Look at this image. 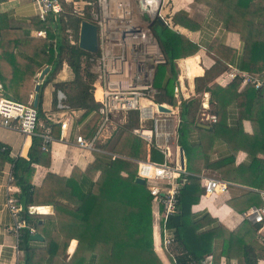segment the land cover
<instances>
[{
  "label": "trees",
  "instance_id": "obj_1",
  "mask_svg": "<svg viewBox=\"0 0 264 264\" xmlns=\"http://www.w3.org/2000/svg\"><path fill=\"white\" fill-rule=\"evenodd\" d=\"M195 1L215 10L226 30L236 34L242 42L243 52L236 68L241 72L264 76V35L259 37L252 33L259 21L264 32V10L258 11L254 0ZM75 2L84 3L85 10L74 12ZM93 2L60 0L62 12L59 15H49L45 22L37 18L35 22L29 19L14 22L6 26L9 34H0L1 58L4 59L13 46L23 51L19 56L12 54L10 76L2 74L0 67V81L6 79L9 82V86H5V96L27 104L30 99L26 88L29 86L31 89L36 75L49 66L46 80L39 90L38 119H45L43 92L51 84L52 110L57 111V92L61 91L73 122L75 119L79 123L85 122L80 134L87 139L94 134L99 118L91 86L95 75L89 71L96 56L68 42L66 28L69 25L65 17L72 23V37L74 34L78 40L80 23H93L90 15ZM180 15L173 16L170 22L158 18L151 26L166 58V63L155 71V104L174 106L173 88L178 76L175 62L195 55L199 49L174 29L176 25L191 27L185 15ZM17 30H22L21 36H16ZM38 31H44L46 36L38 37ZM220 49H226L227 52H223L225 60L233 65L235 51L221 45H211L207 51L218 56L216 53ZM65 68L71 71L72 79L56 81ZM239 84L240 79L236 78L227 87L220 88L206 76L195 78L194 89L198 97L180 103L177 146L184 153L189 175L183 177L185 181L177 197V213L170 216L166 223L167 229L173 231L174 246L164 256L156 253L153 247L152 197L148 185L135 183L139 161L148 156L150 161L162 163L164 155L154 147L153 140L148 144L131 132L138 126L136 111L128 114L126 123L112 133L111 139L98 146L114 154V159L104 153H95L90 163L83 169L74 167L69 177L48 172L40 186L32 184V165L49 168L51 154L40 149L39 139L31 138L25 158L11 159L8 149L0 144V161L12 165V184L19 189L16 197L22 209L21 218L27 227H33L44 239V246L34 249L29 246V229H21L18 247L24 257L19 264H203L207 256H212L213 264H218L221 258L236 259L239 264H257L264 254L263 245H256L258 226L243 221L230 231L207 211L200 214L191 211V207L203 196L204 186L197 176L200 171L196 167L204 162V168L212 170L217 179L252 189L227 201L235 212L242 214L252 206L262 205L259 192L264 191V159L258 155L264 156V87L255 89L246 85L239 89ZM203 93L209 94L208 114L216 117V123L210 124L208 129L197 127L198 123H204L200 120L202 102L199 96ZM232 103L236 105L238 116L234 128L226 123V107ZM243 120L250 121L252 134L243 132ZM46 126L51 127L52 136L57 139L60 125L47 121ZM190 127L199 134L198 143L192 146L187 144ZM217 139L227 145L230 154L208 164L211 146ZM239 151L247 154L249 164H235ZM40 206H52L53 214L28 212L29 207ZM72 240L78 244L75 252L68 257L67 248ZM68 251L72 252L70 245ZM86 252L90 255L84 258Z\"/></svg>",
  "mask_w": 264,
  "mask_h": 264
},
{
  "label": "built area",
  "instance_id": "obj_2",
  "mask_svg": "<svg viewBox=\"0 0 264 264\" xmlns=\"http://www.w3.org/2000/svg\"><path fill=\"white\" fill-rule=\"evenodd\" d=\"M36 10V18L45 22L49 15H59L62 12L60 0H30ZM94 0L91 7L92 24L97 29V54L93 61V74L95 79L92 86V96L98 107V122L96 130L91 138H84L78 134L75 137V145L82 151L92 153H104L114 159L116 156L107 150H101L98 146L100 140L106 143L118 128L111 129L113 117L117 114H125L136 111L138 118L146 117V112L141 102H153L157 91L153 87L155 71L158 66L166 63L151 26L155 19H162L160 14L161 0ZM152 9H155L154 13ZM151 13L153 15H151ZM70 32V31H68ZM38 37L44 38L46 33L38 31ZM71 44H74L71 41ZM222 76L225 82L240 79V87L252 85L255 89L264 87V76L241 72L236 68L225 71ZM173 97L178 99V88L174 86ZM154 103V102H153ZM152 103V104H153ZM154 105V104H153ZM158 104L154 105L157 107ZM56 108L63 112L65 119L59 121L60 134L67 132L72 115L65 104V95L57 92ZM158 112V110H156ZM159 113V112H158ZM165 115V114H163ZM166 116V115H165ZM169 118V117H164ZM170 119V118H169ZM168 119V120H169ZM156 120V119H155ZM207 120L216 123L215 116H208ZM0 126L24 137H37L40 141L42 151H50L55 138L52 136L50 126H44L38 119L36 108L31 102L23 104L5 96L0 85ZM120 127L122 125H119ZM170 128V127H169ZM114 130V131H113ZM113 131V132H112ZM154 131V132H153ZM171 131V130H170ZM134 135L150 144L162 143L156 147L161 148L168 145L172 140V134L158 141L156 121L153 129H132ZM154 133V136H152ZM108 134V136H105ZM162 163H154L149 157L139 161L137 166V177L142 178L148 185L152 197V204L158 208L156 214L153 212V221L158 222L156 234L152 232L153 242H158L160 251L168 252L174 245V234L167 229L166 223L170 216L177 213V197L184 183L183 177L187 175L180 163H172L165 155ZM13 178L8 175L7 206L14 222L13 230L19 243V231L27 225L21 218V207L18 203L16 193L11 187ZM203 195H221L228 192L231 183L217 179H202ZM262 200L261 206L250 207L244 218L258 226L257 236L264 247V192H259ZM29 213H31L28 210ZM30 235L35 234L32 227H27Z\"/></svg>",
  "mask_w": 264,
  "mask_h": 264
},
{
  "label": "crops",
  "instance_id": "obj_3",
  "mask_svg": "<svg viewBox=\"0 0 264 264\" xmlns=\"http://www.w3.org/2000/svg\"><path fill=\"white\" fill-rule=\"evenodd\" d=\"M254 3L256 4L258 11L264 10L262 0H254ZM180 13L185 15V18L189 20L191 27L187 28L181 25H176L174 26V29L194 42L199 48L195 55L184 59H179L175 62L177 69L181 73L180 79L175 85L178 88L177 98L181 103L182 101H188L194 97H198L194 89L195 78L206 76L207 80L212 81L213 84L218 85L220 88L227 87L230 82H225V78L224 76H222L223 70L228 71L231 68H236V63H238V61L240 60L243 52V44L239 41V38L236 34L226 30L222 20L220 19L216 11L208 7L206 4L198 3L195 0H161L160 14H163V19L166 18L167 22H170L173 16L180 15ZM28 19L31 22L36 21V10L30 0H0V34H9L6 32V26L12 25L14 24V22L27 21ZM261 23L262 22L260 21L257 22L253 28L252 33L255 36L264 35L263 24ZM21 35L22 30H17L16 36ZM211 45L214 47L221 45L225 48H229L235 51V63L232 65L226 62L225 55H223V52H227L226 49L218 50L216 53L218 56L212 55L207 51L208 47H210ZM22 52V48L18 50V48L13 46V48L8 51V54L5 55L6 57L4 59L0 57V67L2 69V74L10 76L12 71L11 56L12 54L15 56H19V53ZM195 58L197 59V67L200 71L192 79H189L186 73L187 68L184 67L183 62ZM69 74L70 75L68 77V73H64L63 71L57 76L56 81H70L72 79V74L70 72ZM37 76L38 74L36 75L35 80H33L31 89L29 88V86L26 88L27 92L29 91V102H31V98L34 94L33 89L34 85L37 82ZM183 78H185L187 81H184L185 79L183 80ZM4 81H6V79H4ZM4 81L1 80L0 85L2 86L4 93H6L7 89L5 88V86H9V82L6 81V83L4 84ZM241 88L242 87H240L239 89ZM52 91L53 87L51 84H49L43 92L42 110L44 112L45 119H42L41 121L42 123H44V126L47 125V121L48 123L51 122L53 124H58L59 121H63L65 119L63 112L59 111L58 109L57 111L52 110ZM199 96L201 97L202 102V114L200 120H202L204 123H198L197 127L208 129L209 125L211 124L207 120V117L210 116V114H208L209 94L203 93ZM169 118L171 119V117ZM237 121L238 116L236 105L233 103L229 104L226 107L227 126L234 128L237 126ZM84 123L85 122L79 123L76 121V119L74 122L71 120L67 132L64 134H59V137L54 140L50 148L51 165L49 168L39 165H32V167L34 168V174L32 177L33 185L40 186L48 172L64 177H69L74 167L83 169L88 163L93 160L95 153L82 151L75 145V137L76 135L80 134V128ZM242 130L246 134H252L253 129L249 120H243ZM198 138V132L190 127L187 136V144L191 146L197 144ZM0 144H2L4 148L8 149L11 159H15L18 157L25 158L31 145V138L24 137L18 132L0 126ZM156 148L159 151H165V155L167 156L168 160L173 164L180 163L181 167H183L187 175H189V172H187L186 170V158L184 156V153L183 166L180 162L179 149L181 148L177 146V139L174 140L172 145L168 144L165 147ZM229 154L230 151L227 145L222 140L217 139L211 146V150L208 156V164L216 163L220 159L227 157ZM258 157L264 159L263 155H258ZM249 163L250 158L246 153L239 151L236 154V165H247ZM205 165V162L199 163L197 165L198 167H196V170L200 171V174L197 176L201 179V181L204 178H217L212 170L204 168ZM11 168L12 165L9 162L1 163L0 161V264H19L20 262H22L24 257L23 251H21L18 247L16 234L13 230L14 222L7 206L8 175L11 173ZM11 187L13 188V191H15V193L19 191V189L14 184H11ZM250 190L252 189L249 187L231 183L228 192L225 194L209 196L203 195L200 198L199 202L191 207V211L192 213L198 214L207 211L212 218L218 220V222L223 224L228 230L232 231L236 229L243 221H247L243 216V214H245L247 210L242 214H239L231 209L229 205H227V201H229V199L231 198L239 197L246 191ZM30 208L31 207H29L28 210ZM34 208H47V211L35 212L39 215H50L52 214L53 210L52 206H40ZM157 209L158 208L156 207V205H153L155 214ZM250 224L253 225L252 223ZM256 237V245L261 247L257 233ZM29 246L34 249H39L42 248L44 244L43 242H29ZM73 246L74 248L76 247L75 240H72L70 242V247L73 248ZM154 248L156 253L164 256L165 252L160 251L156 238L154 241ZM72 252H69V254L71 255ZM203 264H213L212 256H207ZM218 264H239V262L236 259L221 258ZM257 264H264V254L258 260Z\"/></svg>",
  "mask_w": 264,
  "mask_h": 264
},
{
  "label": "water",
  "instance_id": "obj_4",
  "mask_svg": "<svg viewBox=\"0 0 264 264\" xmlns=\"http://www.w3.org/2000/svg\"><path fill=\"white\" fill-rule=\"evenodd\" d=\"M140 5H141V0H140ZM77 46L80 50L89 53L91 55H96L97 54V29L96 26L90 22L87 21H82L79 26V32H78V40H77ZM50 70L49 66H45L38 74L37 76V82L34 85V94L31 98V104L34 108L37 107L38 104V97H39V90L41 84L46 80L47 74ZM157 110L159 113L165 114L166 116H169L172 114L171 108L167 107L164 104H158L157 105ZM174 139L172 138L171 142L169 144H173ZM157 145H162V143H157ZM179 156H180V162L183 166V151L179 149ZM135 183L144 185L145 181L142 178L136 177L135 178ZM36 214V213H32ZM44 215V214H41ZM41 224V221H40ZM43 237L39 233H35L33 235H30L29 241L30 242H36V243H42L43 242ZM77 241H76V247H77ZM70 245V244H69ZM76 247L74 248V251L76 250ZM69 248V246H68ZM74 251L71 253L73 254Z\"/></svg>",
  "mask_w": 264,
  "mask_h": 264
},
{
  "label": "rangeland",
  "instance_id": "obj_5",
  "mask_svg": "<svg viewBox=\"0 0 264 264\" xmlns=\"http://www.w3.org/2000/svg\"><path fill=\"white\" fill-rule=\"evenodd\" d=\"M71 0H65V2H70ZM84 5V3H77V2H75L74 4H73V9H74V12H79V11H84L85 10V7L83 6ZM161 16H162V20L163 21H166V18H164L163 19V14H161ZM167 19H168V17H167ZM65 20L67 21V25H69V26H67V30H66V35H67V40H68V42L71 44V41L74 43V44H77V40L75 39V36H74V34H73V37H72V32H74L73 31V27H72V23H69V18H66L65 17ZM157 19H155L154 21H156ZM161 20V19H160ZM154 21H153V23H154ZM71 26V27H70ZM68 31H72V32H68ZM70 33V34H69ZM74 44H72V45H74ZM65 65V64H64ZM64 65H63V68H64ZM83 65H85V64H83ZM66 66V65H65ZM86 66V65H85ZM67 67V66H66ZM159 69V68H158ZM63 71H64V73H68V77H69V72L71 73V71L68 69V68H65V69H63ZM62 71V72H63ZM89 71L90 72H92L93 73V71H94V65H91V67L89 66ZM61 72V73H62ZM225 72V70H223V73ZM60 73V74H61ZM222 73V74H223ZM180 76H181V73H180V71L178 70V76H177V81H179V79H180ZM67 78V77H66ZM185 78H183V80H184ZM184 81H187L186 79L184 80ZM153 103V102H152ZM154 105H156L155 103H153ZM164 104V103H163ZM179 104H180V101H178V99H174V106H169V105H167V104H164V105H166L167 107H169V108H171V112H172V114L171 115H169V116H165V115H163L162 113H158V112H156L155 114H154V116L155 117H151V119H152V121H149V122H146V126L147 127H150V126H152L151 127V129H153V127H154V121H155V119H156V117L157 116H161V117H171V119H169V127H170V130H171V134H172V137H173V139L174 140H176L177 139V127H178V112H179V110H180V107H179ZM116 116V117H115ZM114 117H113V122H112V127H111V129H115L116 130V128H119L120 126L119 125H124L125 123H126V121H127V119H128V117H127V115H125V114H117V115H115ZM122 116H126V119H124L123 120V117ZM42 119H40L39 121H40V123L43 125L44 123H42V121H41ZM114 131V130H113ZM112 131V132H113ZM154 132V131H153ZM105 136H108V134H105ZM152 136H154V133H152ZM107 138V137H106ZM105 138V139H106ZM105 139H102L101 138V140H100V143L101 144H103L102 142H104V140ZM154 142H155V140H154ZM100 144V145H101ZM156 144L154 145V147L156 148ZM152 203V202H151ZM152 210H153V204H152ZM52 214H53V210H52ZM151 214H152V229H151V231L153 232V231H156L155 229L157 228V221H156V218H155V221H153V212H151ZM157 240V239H156ZM76 241V240H75ZM152 242H153V239H152ZM70 244V243H69ZM69 246V245H68ZM174 246V245H173ZM172 246V247H173ZM107 247V246H106ZM153 247H154V242H153ZM172 247H171V250H169L168 252H171L172 251ZM109 249V248H108ZM74 250V246H73V248L71 247V251H73ZM154 251H155V248H154ZM75 252V251H74ZM167 253V252H166ZM164 254V253H163ZM67 255H68V257L69 256H71L70 254H69V252H68V248H67ZM88 255H90V253L89 252H86V253H84L83 254V257L84 258H87V257H89Z\"/></svg>",
  "mask_w": 264,
  "mask_h": 264
},
{
  "label": "bare ground",
  "instance_id": "obj_6",
  "mask_svg": "<svg viewBox=\"0 0 264 264\" xmlns=\"http://www.w3.org/2000/svg\"><path fill=\"white\" fill-rule=\"evenodd\" d=\"M154 11H155V9H152L153 13H154ZM151 15H153V14L151 13ZM183 64H184V67L187 68V72L186 73H187V76H188L189 79H192L200 71L199 68L197 67V59L196 58L195 59L186 60V61L183 62ZM141 104H142V107L144 109H146L145 110V112H146L145 116L146 117H142L140 119L138 118V126L136 128H134V129L149 130V129H151L152 126L147 127L146 126V122L152 121L151 117H155L154 114L156 113L157 107L154 106L152 103H150L148 101H142ZM122 117H123V120L126 119V116H122ZM155 121H156V130H157L158 141L161 142L163 140L164 136L171 134V131H170V128H169V120H168V118L157 116ZM29 211L31 213L42 212V211H47V208H34V207H31L29 209Z\"/></svg>",
  "mask_w": 264,
  "mask_h": 264
}]
</instances>
